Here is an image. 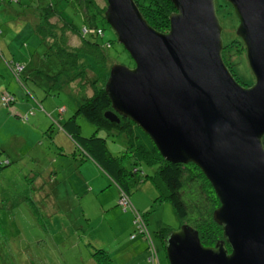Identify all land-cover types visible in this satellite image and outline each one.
<instances>
[{
	"label": "rangeland",
	"instance_id": "rangeland-1",
	"mask_svg": "<svg viewBox=\"0 0 264 264\" xmlns=\"http://www.w3.org/2000/svg\"><path fill=\"white\" fill-rule=\"evenodd\" d=\"M91 1L96 8L85 0H0V94L8 91L13 95L9 104L0 102V264H95L90 255L93 249L104 250L112 264H153L140 237H128L132 213L128 209L122 212L116 205L112 179L100 169L104 176L98 186L89 183L88 173L82 170L84 180L88 179L84 183L72 160L82 158L81 150H74L71 159L66 145L74 144L72 139L54 138L58 132L66 136L60 126L76 110L81 92L91 94L87 75L79 82L82 89L77 81H66L65 72L55 77L52 56L54 44L67 50L82 46L73 30L83 23L85 4L89 17L84 22L102 30V36L89 40L98 45L109 41L110 46L102 49L103 60L88 49L78 53L82 67L101 79L112 64H133L104 21L105 1ZM214 3L224 51L231 54L232 74L244 86L249 85L252 75L236 42L237 19L228 4ZM45 11L47 21L42 17ZM58 105H63V112L55 111ZM75 121L80 136L102 135L111 155L130 169L118 135L96 130L80 115ZM141 170L151 176L154 172L144 166ZM127 190L144 218L158 264H168L156 231L176 229L182 223L167 201L157 200L158 191L148 177L136 183L127 181ZM110 199L115 209L107 206Z\"/></svg>",
	"mask_w": 264,
	"mask_h": 264
},
{
	"label": "water",
	"instance_id": "water-1",
	"mask_svg": "<svg viewBox=\"0 0 264 264\" xmlns=\"http://www.w3.org/2000/svg\"><path fill=\"white\" fill-rule=\"evenodd\" d=\"M104 1V21L133 64L110 66L103 117L130 120L165 161L194 164L218 201L220 238L202 245L180 224L162 238L168 264H264V0H222L237 19L247 86L223 62L214 0H169L166 31L133 0Z\"/></svg>",
	"mask_w": 264,
	"mask_h": 264
},
{
	"label": "trees",
	"instance_id": "trees-1",
	"mask_svg": "<svg viewBox=\"0 0 264 264\" xmlns=\"http://www.w3.org/2000/svg\"><path fill=\"white\" fill-rule=\"evenodd\" d=\"M85 1L88 5H92L96 8L91 0ZM133 1L143 18L152 28L157 31H166L168 27V15L174 10L169 0ZM87 4L83 7V23L78 29L73 30V32L81 38V41L83 42L82 46L73 50H67L58 44L53 45L54 52L52 56L56 65L55 77L56 75L65 72L68 74L66 81L68 80V82L71 83L77 81V83H75L76 85L78 84L77 86L80 89V83L87 75L91 90L90 95H85L79 91L84 96L82 95L80 103L74 113L62 121L60 126L61 129L65 134H68L67 136H69L77 148L81 150L79 152L80 154L82 153L84 156H89L109 176V178L112 179L116 185L117 199L121 194L128 196L127 181L136 183L148 177L151 180L153 187L158 191L157 200L167 201L171 205L175 216L180 220V223L186 224L197 231L199 241L202 245H212L215 240L220 238V228L211 219V212L218 205V201L210 184L200 170L191 162L172 163L165 161L159 155L148 136L130 120L121 118L118 123H115L110 122L103 117V112L109 109V101L103 89L109 69L105 73L104 78L102 77L99 79L97 75H91L84 67H82L81 62H79L78 53L88 49L89 51L91 50L92 53L97 52L96 55H99L98 58L103 60L102 49L109 47L110 42L105 41L98 45L89 40L90 37L97 38L102 36V30L96 25L88 26L84 22L89 17L86 14ZM48 16L47 11L42 15V17L46 18L45 21H47ZM47 24L50 25L48 22ZM64 25L67 26V24ZM82 27L86 29L84 33H81ZM96 30H99V33H97ZM45 37L47 36H44V39ZM236 42L243 49L238 36ZM224 48H226V46L223 45V52L221 53L222 59L232 74L231 61L229 60L231 54L227 50L224 51ZM235 51L237 53L239 49H235ZM70 69L72 72L69 71ZM19 73L20 71H17L16 73L17 80H19ZM232 75L235 80H237L234 74ZM0 97L2 99L0 102H2L3 105H7L13 101V95L8 91L1 93ZM56 108L59 113L63 112V105H58ZM77 115L82 116L87 122L91 123L96 130H102L109 134L118 135V140L121 138L123 143L122 147L124 149L122 150V153L129 159V170H126L121 165L117 157L111 155L106 147L105 138L102 135L93 134L87 137L79 135V128L75 121ZM262 144L264 148V136L262 137ZM4 163H8V160L6 159ZM141 166L153 168V175L144 174L141 170ZM142 219L144 221L143 216ZM129 228L130 232L128 237L130 239H133L136 236L141 237V235H143L135 228L133 223L130 224ZM168 231L169 229L161 227L156 232L162 239ZM90 255L95 264H112L111 260L108 259L106 252L102 249H93Z\"/></svg>",
	"mask_w": 264,
	"mask_h": 264
},
{
	"label": "crops",
	"instance_id": "crops-1",
	"mask_svg": "<svg viewBox=\"0 0 264 264\" xmlns=\"http://www.w3.org/2000/svg\"><path fill=\"white\" fill-rule=\"evenodd\" d=\"M55 111H58V109L57 108H55ZM65 133V132H64ZM58 137H60V138H63V139H65V141H66V137L67 138H69V136H67V134H66V136L62 133V132H58L55 136H54V138H58ZM60 138H58L59 139V141H60ZM70 139V138H69ZM63 143V142H62ZM69 144H67L66 146H67V148H69V150H70V155H71V159H72V157H73V153H74V150H78V148H77V146L76 145H74V144H72L71 142H68ZM73 150V151H72ZM78 153H79V150H78ZM80 156H82V158H80V159H78V160H75V159H72L73 160V162H74V169L78 172V175L82 178V181L85 183V182H88V179L85 181L84 180V177H83V174H82V170H84L85 172H87L88 173V175H89V183L91 182V183H96L101 177H103L104 176V173L102 172V170H100L101 168L94 162V161H92L90 158H88V157H85L82 153L80 154ZM64 157H67V156H65L64 155ZM93 171V172H92ZM107 182V179L105 178V183ZM100 183L101 182H97V185L99 186L100 185ZM112 191V193H113V196H114V198L117 196V190H116V187L113 189V190H111ZM128 199H129V197H128ZM129 201H130V199H129ZM113 201H112V199H110V204L112 203ZM130 203H131V201H130ZM132 204V203H131ZM108 207H112L113 208V206H112V204L111 205H107ZM106 206V207H107ZM118 206V205H117ZM133 206V205H132ZM134 207V206H133ZM119 208V207H118ZM113 209H115V208H113ZM120 209V208H119ZM117 210V209H116ZM122 211V210H121ZM123 212V211H122ZM120 213L121 212H116V215H120ZM122 220H124V218H121L120 220H119V223L122 221ZM125 225L127 224V221H125V222H123ZM149 239V241H151L150 240V236H145V235H141V237H140V239L139 240H141L140 242H143L145 245H146V248L149 246V243H148V239ZM130 239V238H129ZM133 239H135V238H133ZM132 240V239H131ZM152 243V242H151ZM147 251H148V254H149V250L147 249ZM147 257H148V255H147Z\"/></svg>",
	"mask_w": 264,
	"mask_h": 264
},
{
	"label": "built area",
	"instance_id": "built-area-1",
	"mask_svg": "<svg viewBox=\"0 0 264 264\" xmlns=\"http://www.w3.org/2000/svg\"><path fill=\"white\" fill-rule=\"evenodd\" d=\"M86 31V29L84 27L81 28V33H84ZM97 33H99V30H96ZM17 68H19V66H17ZM6 100V98H5ZM117 205L122 209V210H130L132 213V223L134 224L135 228L138 229L139 232H141L143 235L145 236H149L146 230V225L142 219L141 214L139 213V211H137L132 204L130 203L128 196H125L123 194H121L118 199H117ZM148 239V238H147ZM148 243H149V250H150V255L148 256V260L150 262H152L153 264H158L157 261V257L156 254L154 252L153 249V245L151 243V241H149L148 239Z\"/></svg>",
	"mask_w": 264,
	"mask_h": 264
},
{
	"label": "flooded vegetation",
	"instance_id": "flooded-vegetation-1",
	"mask_svg": "<svg viewBox=\"0 0 264 264\" xmlns=\"http://www.w3.org/2000/svg\"><path fill=\"white\" fill-rule=\"evenodd\" d=\"M222 52H223V50H222Z\"/></svg>",
	"mask_w": 264,
	"mask_h": 264
}]
</instances>
